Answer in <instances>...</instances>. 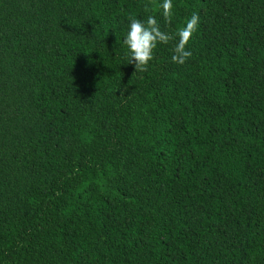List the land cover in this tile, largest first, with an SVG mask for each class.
<instances>
[{"label": "trees", "instance_id": "obj_1", "mask_svg": "<svg viewBox=\"0 0 264 264\" xmlns=\"http://www.w3.org/2000/svg\"><path fill=\"white\" fill-rule=\"evenodd\" d=\"M159 3L0 0V264H264V0Z\"/></svg>", "mask_w": 264, "mask_h": 264}, {"label": "clouds", "instance_id": "obj_2", "mask_svg": "<svg viewBox=\"0 0 264 264\" xmlns=\"http://www.w3.org/2000/svg\"><path fill=\"white\" fill-rule=\"evenodd\" d=\"M149 4L155 5V0H149ZM164 20L171 22L173 17V0H162L158 5ZM152 10L148 5L144 7L145 13ZM130 27L126 34L124 44L128 49V64H133L135 74L146 72L150 62L154 59V52L158 44H168L172 40H177L172 49L171 60L178 65H184L192 53L188 50L194 34L199 26V14L193 13L186 20L185 25L180 27L175 34L161 30L160 24L154 15H149L146 22L130 17ZM134 74V75H135Z\"/></svg>", "mask_w": 264, "mask_h": 264}]
</instances>
